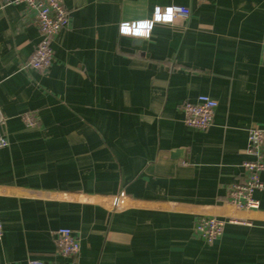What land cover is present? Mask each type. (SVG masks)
I'll return each instance as SVG.
<instances>
[{"label":"crops","instance_id":"obj_1","mask_svg":"<svg viewBox=\"0 0 264 264\" xmlns=\"http://www.w3.org/2000/svg\"><path fill=\"white\" fill-rule=\"evenodd\" d=\"M125 1L140 18L189 16L120 37ZM61 2L69 24L39 72L33 13L0 0V264H264V173L257 209L227 195L253 159L248 131H264V0ZM200 95L217 102L206 131L180 111ZM199 217L225 221L217 240L197 237ZM61 228L79 242L73 260Z\"/></svg>","mask_w":264,"mask_h":264},{"label":"built area","instance_id":"obj_2","mask_svg":"<svg viewBox=\"0 0 264 264\" xmlns=\"http://www.w3.org/2000/svg\"><path fill=\"white\" fill-rule=\"evenodd\" d=\"M12 3L23 5L27 11L34 15V23L39 33V41L34 47L28 67L35 71L45 72L51 65V44L54 38L69 24V12L61 0H12ZM139 5L124 2V13L118 24L117 32L120 37L131 39H147L157 25H172L177 18H187L189 11L185 7L155 6L149 17L140 18L136 15ZM141 33H144L141 35ZM262 59L264 63V43L262 44ZM217 102L200 95L191 102L181 105L180 111L186 127L206 131L213 122ZM22 120L26 127L35 126L31 114H24ZM1 125V120H0ZM8 146L6 137L0 132V150ZM264 131L252 128L247 136V154L252 156L251 161L242 165L244 178L240 183L233 184L228 190V200L232 206L240 210H254L259 206L253 197L255 191L263 185L260 174L264 173ZM235 222V221H230ZM225 225L224 220L215 217H199L194 226V232L206 243L217 240ZM3 236V227L0 220V240ZM55 244L59 254L68 259H75L79 254L80 246L72 231L67 228L58 229L55 234ZM28 264H45L38 260L29 261Z\"/></svg>","mask_w":264,"mask_h":264},{"label":"clouds","instance_id":"obj_3","mask_svg":"<svg viewBox=\"0 0 264 264\" xmlns=\"http://www.w3.org/2000/svg\"><path fill=\"white\" fill-rule=\"evenodd\" d=\"M144 33H141V35H143Z\"/></svg>","mask_w":264,"mask_h":264}]
</instances>
